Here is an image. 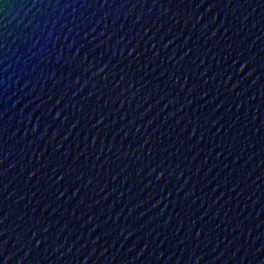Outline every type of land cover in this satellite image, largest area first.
Returning a JSON list of instances; mask_svg holds the SVG:
<instances>
[{"label":"water","instance_id":"water-1","mask_svg":"<svg viewBox=\"0 0 264 264\" xmlns=\"http://www.w3.org/2000/svg\"><path fill=\"white\" fill-rule=\"evenodd\" d=\"M0 264H264V0H0Z\"/></svg>","mask_w":264,"mask_h":264}]
</instances>
